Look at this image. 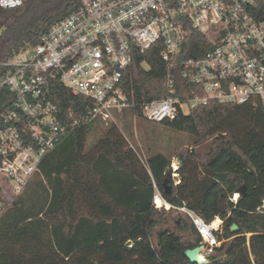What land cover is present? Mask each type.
Returning <instances> with one entry per match:
<instances>
[{"label": "trees", "instance_id": "obj_1", "mask_svg": "<svg viewBox=\"0 0 264 264\" xmlns=\"http://www.w3.org/2000/svg\"><path fill=\"white\" fill-rule=\"evenodd\" d=\"M81 3L25 0L0 6V61L24 43H38ZM188 45L182 57L211 49L198 31ZM160 49L137 52L124 78L125 91H133L138 103L132 111L148 122L140 104L167 95ZM178 85L193 87L181 79ZM51 98L66 123H79L42 157L39 171L0 216V264H264L262 107L211 101L152 122L193 139L195 147L177 153L175 183L172 157L159 151L144 158L116 123L89 118L91 99L73 94L58 79ZM9 99L1 89L0 111ZM98 123L103 135L87 148ZM206 141L207 150L196 149ZM158 193L168 208L155 204ZM189 212L206 224L221 219L213 230L220 244L204 240ZM203 244L204 261L192 262L186 250Z\"/></svg>", "mask_w": 264, "mask_h": 264}, {"label": "built area", "instance_id": "obj_2", "mask_svg": "<svg viewBox=\"0 0 264 264\" xmlns=\"http://www.w3.org/2000/svg\"><path fill=\"white\" fill-rule=\"evenodd\" d=\"M24 1L0 0V6ZM194 31L211 49L182 57ZM154 46L166 64L167 95L140 104L147 120H172L211 101L264 110V0H82L38 43H24L0 61V90L10 93L0 111V216L39 171L42 157L79 123L63 120L52 81L91 99L89 118L109 124L117 111L136 108L124 78L136 53ZM190 215L210 242L203 219Z\"/></svg>", "mask_w": 264, "mask_h": 264}, {"label": "rangeland", "instance_id": "obj_3", "mask_svg": "<svg viewBox=\"0 0 264 264\" xmlns=\"http://www.w3.org/2000/svg\"><path fill=\"white\" fill-rule=\"evenodd\" d=\"M111 123H116L124 135L127 137L129 142L136 148H138L140 154L146 158L150 155L162 151L172 157L171 163V181L178 183L180 181V176L177 173V168L180 165V160L177 153L183 147H195L193 139L181 132L174 131L160 123L148 122L143 118L138 117L131 109H124L123 111H117L114 115V120ZM104 125H94L91 131L87 148L92 147V145L103 135ZM210 146V141H206L198 146L197 150H207ZM4 181L0 177V189ZM170 183H167V187H170ZM238 195V193L236 194ZM156 197H161V204H165L166 201L162 198L161 194H157ZM15 199V198H14ZM13 199V200H14ZM156 204V198L154 200ZM11 204H8L6 209ZM157 205V204H156ZM222 222V221H221ZM221 224V223H220ZM205 241H207L204 238ZM210 245L215 244L213 242H208ZM218 243V242H217ZM220 244V243H218ZM206 247L201 251L204 253ZM201 253V254H202Z\"/></svg>", "mask_w": 264, "mask_h": 264}, {"label": "water", "instance_id": "obj_4", "mask_svg": "<svg viewBox=\"0 0 264 264\" xmlns=\"http://www.w3.org/2000/svg\"><path fill=\"white\" fill-rule=\"evenodd\" d=\"M171 173H170V179H171ZM166 185V183H165ZM166 190L168 192L171 191V188L170 187H167L166 186ZM206 247L205 244L201 245V246H196L194 248H191V249H188L186 250V256L192 261V262H203L204 261V257L203 259L200 258V256L202 255L201 254V251Z\"/></svg>", "mask_w": 264, "mask_h": 264}, {"label": "bare ground", "instance_id": "obj_5", "mask_svg": "<svg viewBox=\"0 0 264 264\" xmlns=\"http://www.w3.org/2000/svg\"><path fill=\"white\" fill-rule=\"evenodd\" d=\"M236 197H237V195H236ZM160 199H161V197H156V203L158 205L161 204ZM165 204L167 205V202ZM167 206L169 207L170 205L168 204ZM220 223H221V219L219 217H216L210 224L204 223V225H202V229L205 231V236L210 242L217 243L215 236L210 237L206 234V229L218 228L220 226ZM200 258L203 259V255H201Z\"/></svg>", "mask_w": 264, "mask_h": 264}]
</instances>
